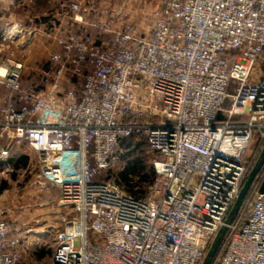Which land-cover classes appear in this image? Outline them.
Returning <instances> with one entry per match:
<instances>
[{"label":"built area","instance_id":"obj_1","mask_svg":"<svg viewBox=\"0 0 264 264\" xmlns=\"http://www.w3.org/2000/svg\"><path fill=\"white\" fill-rule=\"evenodd\" d=\"M150 1L127 29L121 11L87 22L85 3L68 2L73 28L38 85L23 63L0 66V136L49 156L72 219L60 216L51 264H201L223 227L211 264H264V166L227 221L264 140V0ZM130 137L158 156L142 196L101 178ZM20 252L0 206V264Z\"/></svg>","mask_w":264,"mask_h":264},{"label":"rangeland","instance_id":"obj_2","mask_svg":"<svg viewBox=\"0 0 264 264\" xmlns=\"http://www.w3.org/2000/svg\"><path fill=\"white\" fill-rule=\"evenodd\" d=\"M70 1H55L56 5L64 3L59 11L55 8L57 6L54 5L53 0L48 4L44 1V4L37 8L29 7L26 13L21 15L24 29L20 34L10 39L6 34L2 37V32L0 33V66L15 61L23 63L25 68L23 81L26 86L38 85L50 56L53 53H61V47L56 39L73 28L70 23L72 20H69L66 14ZM72 1L85 3L88 11L85 10L83 15L87 22L104 14L111 16L116 15V11H121L120 23L125 29L129 26L142 27L143 15L145 16L155 3L150 0ZM31 3L34 1L31 0ZM88 28H90L88 25L81 26V29L91 31ZM57 34L58 37H56ZM0 91L1 97L6 98L9 95L7 88L0 87ZM1 137L4 141L0 140V148L7 154L0 157V206L7 210L12 234L20 239V262L51 264L55 251L56 233L64 227L60 216L65 215L69 221L72 219L68 216L69 211L59 204V188L50 185L47 180L49 156L36 152L25 144H16L6 136ZM141 147L146 149V154H153L150 148L147 149L144 145ZM125 153L123 146L117 151L116 159L101 178L116 182L128 192L125 183L119 179V173L126 165V160L122 159ZM253 153L254 146L249 149L248 157ZM22 155L28 157L25 166L22 163L17 165L16 162ZM157 157L156 154L150 155L148 161L151 160L153 163ZM42 252L44 254L39 256Z\"/></svg>","mask_w":264,"mask_h":264},{"label":"trees","instance_id":"obj_3","mask_svg":"<svg viewBox=\"0 0 264 264\" xmlns=\"http://www.w3.org/2000/svg\"><path fill=\"white\" fill-rule=\"evenodd\" d=\"M48 64L49 61H47L45 67ZM142 145H144L147 149L150 148L148 141L144 137H130L125 138L121 141V148L124 146L126 150V153L122 155V159L124 158L126 160V165L124 169L120 171L119 179L121 182L125 183V188L129 193L137 196L146 194L148 186L156 176L154 163H152L151 160L148 161V157L155 153L146 154V149H143L141 147ZM263 147L264 140L259 139V141H257L256 145L254 146V153L247 158L248 171L246 177L259 159ZM27 161L28 157L22 155L18 157L16 162L17 165L18 163H22V165L25 166L27 164ZM102 179L108 180L106 178ZM260 190L264 191V176L262 181L260 182ZM43 254L44 252L40 253L39 256H42Z\"/></svg>","mask_w":264,"mask_h":264},{"label":"crops","instance_id":"obj_4","mask_svg":"<svg viewBox=\"0 0 264 264\" xmlns=\"http://www.w3.org/2000/svg\"><path fill=\"white\" fill-rule=\"evenodd\" d=\"M33 1L34 3H31V0H0V33L2 32V37L5 36L6 31L8 29H11L13 26H19L20 29L22 30L24 29L21 15L26 13V10H28L29 7L37 8L42 6L44 4V1H46L47 4L52 2V0H33ZM53 1H54V5H56L55 1L58 0H53ZM29 3L32 5H30ZM56 6L57 7L55 8H57V11H59V9L62 6H64V3ZM4 100L5 97L4 96L1 97L0 95V103H3ZM0 140L4 141L3 137L0 136ZM1 150L2 149L0 148V151ZM2 152H4V150L1 151L0 155L2 154ZM1 156H3V154Z\"/></svg>","mask_w":264,"mask_h":264},{"label":"water","instance_id":"obj_5","mask_svg":"<svg viewBox=\"0 0 264 264\" xmlns=\"http://www.w3.org/2000/svg\"><path fill=\"white\" fill-rule=\"evenodd\" d=\"M264 164V148L262 149L259 159L257 160V162L255 163L254 167L251 169V171L248 173L242 188L240 190V193L227 217V221L231 222L234 220V218L236 217V215L238 214L240 208L242 207V205L244 204V201L246 200V197L248 196V193L251 189V186L256 178V176L258 175V173L260 172V169L262 168ZM226 232V228L223 227L220 232L218 233V235L216 236L215 240L213 241L206 257L204 258V261L202 264H211L224 237V234Z\"/></svg>","mask_w":264,"mask_h":264}]
</instances>
